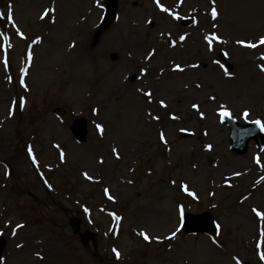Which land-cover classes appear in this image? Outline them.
Here are the masks:
<instances>
[{"label":"rangeland","instance_id":"1","mask_svg":"<svg viewBox=\"0 0 264 264\" xmlns=\"http://www.w3.org/2000/svg\"><path fill=\"white\" fill-rule=\"evenodd\" d=\"M105 2L0 0V264H264V0Z\"/></svg>","mask_w":264,"mask_h":264},{"label":"water","instance_id":"2","mask_svg":"<svg viewBox=\"0 0 264 264\" xmlns=\"http://www.w3.org/2000/svg\"><path fill=\"white\" fill-rule=\"evenodd\" d=\"M115 0H107L105 20L109 21L113 16V7ZM222 120L230 128L231 148L237 152H244L246 150L247 141L254 138L259 146L264 144V133L258 123H249L248 125H239L227 115H223ZM73 131L77 137H84V120H78L73 127ZM185 229L187 231L205 230L213 231L211 226V217L208 213H201L197 216H186Z\"/></svg>","mask_w":264,"mask_h":264},{"label":"snow or ice","instance_id":"3","mask_svg":"<svg viewBox=\"0 0 264 264\" xmlns=\"http://www.w3.org/2000/svg\"><path fill=\"white\" fill-rule=\"evenodd\" d=\"M158 6H159V5H158ZM162 10H163V11H167V9H163V8H162ZM211 15H212L213 18H215L216 15H217V12H216V10H215L214 8L212 9ZM8 18L11 19V16L9 15ZM180 38L183 39V37H180ZM205 39H208V37H205ZM212 39L215 40V39H218V38H217L215 35H213V36H212ZM238 43H243V42L238 41ZM259 43L264 44V37H261V38L259 39ZM246 46H247V47H256L255 44H251V43L247 44ZM222 67H223V66H222ZM261 70L264 71V69H261ZM145 95H149V94H148V93H145ZM22 102H23V101L21 100V103H22ZM193 107H195V105H193ZM221 115H228V113H227V112H222ZM244 115L246 116V115H247V112H245ZM256 123H259V121H256ZM97 127L99 128V126H97ZM162 138H163V137H162ZM30 154H31V153H30ZM253 211H255V209H254ZM256 214H257V216H261V215H262L260 212H257ZM117 219H118V218H117ZM16 227L19 228V227H21V225H17ZM141 235L144 237L145 240H148L149 237H148L147 235H145L144 233H141ZM172 235L174 236L175 233H173ZM18 247H19V245H18ZM113 251L116 252L115 249H113ZM116 255H117V257H119V253H116Z\"/></svg>","mask_w":264,"mask_h":264},{"label":"bare ground","instance_id":"4","mask_svg":"<svg viewBox=\"0 0 264 264\" xmlns=\"http://www.w3.org/2000/svg\"><path fill=\"white\" fill-rule=\"evenodd\" d=\"M10 252H12V250H10Z\"/></svg>","mask_w":264,"mask_h":264}]
</instances>
